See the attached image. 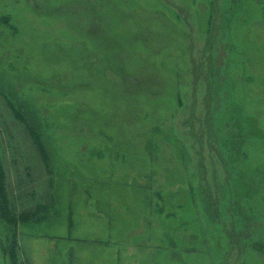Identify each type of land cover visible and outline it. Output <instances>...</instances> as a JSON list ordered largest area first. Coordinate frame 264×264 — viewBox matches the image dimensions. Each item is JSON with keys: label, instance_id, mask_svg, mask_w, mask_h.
Masks as SVG:
<instances>
[{"label": "rangeland", "instance_id": "obj_1", "mask_svg": "<svg viewBox=\"0 0 264 264\" xmlns=\"http://www.w3.org/2000/svg\"><path fill=\"white\" fill-rule=\"evenodd\" d=\"M0 264H264V0H0Z\"/></svg>", "mask_w": 264, "mask_h": 264}, {"label": "trees", "instance_id": "obj_2", "mask_svg": "<svg viewBox=\"0 0 264 264\" xmlns=\"http://www.w3.org/2000/svg\"><path fill=\"white\" fill-rule=\"evenodd\" d=\"M37 143H39V141H37Z\"/></svg>", "mask_w": 264, "mask_h": 264}]
</instances>
